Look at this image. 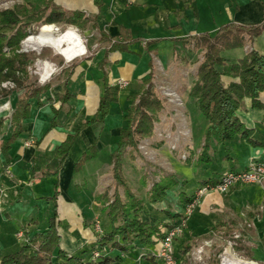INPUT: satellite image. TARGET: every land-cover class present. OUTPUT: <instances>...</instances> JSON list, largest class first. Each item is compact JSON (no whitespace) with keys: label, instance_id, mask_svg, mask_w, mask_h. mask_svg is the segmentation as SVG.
I'll return each instance as SVG.
<instances>
[{"label":"crops","instance_id":"crops-1","mask_svg":"<svg viewBox=\"0 0 264 264\" xmlns=\"http://www.w3.org/2000/svg\"><path fill=\"white\" fill-rule=\"evenodd\" d=\"M53 2L64 10L82 12L90 18L91 26L102 33L101 36L110 39V42L104 41L107 45L101 52L102 57L97 60L94 57L84 58L83 55L73 59L74 64L69 66L74 69L72 68L66 86L73 95L70 101L61 106L46 99L41 100V106H36L33 102L30 116L23 124V133L11 146L10 160L5 169L4 158L0 156V177L6 195L0 208V258L18 251L28 239L46 230L49 220L54 216L59 247L68 255L89 261L93 259L92 254L95 251H100L96 242L98 233L94 229V222L98 217L105 221L102 205L97 197L110 180L111 153L115 149L120 129L125 126L123 116L131 105V98L143 89V80L153 69L154 57L161 64L167 65L176 54L188 51V45H184L182 40L189 36L204 33L213 35L220 26L231 23L239 25L262 23L264 0H53ZM86 26L81 30H86ZM113 43L119 47L112 48ZM251 49L264 55V34L256 37L252 45L246 44L242 48L227 50L221 55L226 62L232 63ZM85 61H88L89 66L102 69L101 80L103 73H106L111 86H116L118 80L127 82V86L118 87L117 103L122 101L124 104L123 109L119 110L120 121L111 126L105 124L112 107L117 104L112 103L106 118L84 125L68 156L58 167L56 151L60 144L68 135H73L81 123L99 118L96 110L103 91V82L102 90L95 89L93 92L90 90L92 86L88 82L89 69L85 66L82 68ZM112 64L118 67L116 72L113 67L110 71ZM128 65L131 67L129 75L131 74V78L137 83L134 93L123 92V89L132 83L119 74L123 73L122 69ZM64 82L66 78L62 80V84ZM49 93L54 99L57 91L52 94L50 90ZM260 100L264 103V91L260 94ZM236 114L247 128L253 130L252 140L257 145H250L238 137L226 144L212 142V159L221 151L223 156L220 161L224 167L219 169V172L218 169L211 171L207 178L199 179V182L209 178L218 180L226 171H243L251 161L264 163V110L253 109L251 101L244 99L242 107ZM205 128L206 123L203 121L201 128L195 130V142L198 146L195 161L192 162L191 159L192 165L191 162L189 165L185 164L188 167L183 168L182 178L178 177L180 180L186 181L185 178L189 176L187 173L193 169L200 171L202 165H196V157L203 143ZM6 131L9 132V127ZM26 142H31V145L25 146ZM91 146L97 148L96 157L85 162L78 172H74L76 160ZM74 147L76 148L72 153ZM263 190L261 185L249 184L244 185L242 190L230 191L231 193L225 197L211 191L200 198L199 202L206 199L201 206V213L206 214L211 203H223V200L235 203L240 195L258 199L264 196ZM163 203L144 204V212L150 221L165 220L162 211L168 208H165ZM250 217L261 222L260 242L264 231V215L261 219L255 214H251ZM199 225L195 229H200ZM246 226L249 231L243 236L257 234V228ZM20 230L25 234L22 239L15 236ZM185 230L184 233H187ZM157 249L158 244L151 247L137 245L126 254L111 249L100 253L111 258L118 257L116 262L110 264H152L149 257L154 256ZM133 252H138L137 256H134ZM94 260L99 261V257ZM155 264L161 263L155 259Z\"/></svg>","mask_w":264,"mask_h":264},{"label":"trees","instance_id":"trees-1","mask_svg":"<svg viewBox=\"0 0 264 264\" xmlns=\"http://www.w3.org/2000/svg\"><path fill=\"white\" fill-rule=\"evenodd\" d=\"M90 21L82 12L64 10L53 0H29L0 11V84L11 82L14 86L9 90L0 88V98L23 90V93L14 100L10 116H0V134L9 127L7 136L0 140V156L4 158L3 169L9 163L11 146L23 133V124L30 116L31 104L34 102L36 106H41V100L46 99L61 106L73 97L66 88L72 66L64 69L66 82L62 84L60 92L54 95V99L49 96L50 84L30 83L28 68L33 64V59L21 51V42L38 26L63 23L84 29ZM261 34H264V21L253 25L226 24L220 26L213 35L204 33L182 40L190 50L203 52L197 67L196 80L188 92L206 123L196 165L211 163L212 142L226 144L238 137L250 145H257L252 140L253 130L240 121L236 112L242 107L244 99L251 101L253 109L264 110V103L260 100V94L264 91V55L251 49L242 58L230 63L224 60L221 53L242 48L246 44L252 45L254 39ZM100 40L110 42V39L104 36H101ZM117 47L119 46L116 43L112 44V48ZM151 76L152 71L143 80L147 87L131 98V105L123 116L125 126L120 129L115 149L111 153V176L116 189L114 195L108 198L107 193H101L97 197L105 218L96 239L100 251L111 249L126 254L137 245L144 247L159 245L166 232L183 217L185 207L194 199V193L188 195L181 191L178 194L180 212L172 214L163 210L165 220L150 221L144 212V204L165 202L168 192L181 184L182 180L173 174L164 176L153 182L146 191V199H142L132 191L123 175L125 156L128 154L132 159L130 154L137 152L140 140L153 135L156 114L162 110V101L150 83ZM102 82L103 91L96 110L99 118L81 123L75 133L68 135L60 144L56 151L58 167L68 156L84 125L102 121L108 116L110 105L118 101L119 88L108 83L106 73H103ZM96 155V146L86 149L76 160L73 171L78 172L85 162ZM190 162L191 158L186 160L187 165ZM218 180L213 178L202 180L199 182V188L204 185L215 186ZM119 189L122 193H119ZM220 226L226 225L220 223ZM233 226L235 228L234 223ZM237 229L242 234L249 231L246 225ZM260 244L264 261V231ZM191 249L192 244H183L179 251L174 253L175 264H189L188 255ZM100 251L99 261L94 259L83 261L81 257L68 255L59 247V236L53 216L46 230L28 239L18 251L1 257L0 264H110L118 260V257L111 258ZM149 259L155 264V254L150 255ZM210 264H215V261Z\"/></svg>","mask_w":264,"mask_h":264},{"label":"rangeland","instance_id":"rangeland-1","mask_svg":"<svg viewBox=\"0 0 264 264\" xmlns=\"http://www.w3.org/2000/svg\"><path fill=\"white\" fill-rule=\"evenodd\" d=\"M25 1L29 0H0V11ZM53 25L58 29V33L74 27L63 23H55ZM40 27L42 26L34 28L32 34L21 42V51L29 54L33 59V64L28 68L30 83L36 85L48 83L51 86V93L55 94L56 91L60 92L61 90L62 80L66 76L64 69L72 64L74 60L65 62L61 55L47 46L39 47L37 51L29 48L26 44L27 39L37 35ZM74 28L86 47V53L82 57H94L96 60L101 58V52L107 45L106 42H101L100 40L102 33L94 29L90 23L87 24L86 30ZM202 53L201 50L193 51L190 49L187 52H179L167 65L161 64L154 57L150 83L162 101V110L156 114L153 135L147 139L140 140L137 152L130 154L132 159L128 154L125 156L123 167V175L127 183L132 191L142 199H146V191L153 182L169 174L182 178L181 176L184 174L182 170L186 166V160L191 158L192 162L195 161L194 157L198 148L195 142V130H199L205 120L197 107L194 106V101L190 99L188 92L196 80V71L202 59ZM46 63H48L52 71L41 83V78L45 77L44 67ZM87 63L88 61H85L82 68L85 66L86 69H89L88 82L92 86L90 90L92 92L95 89L102 90V69L89 66ZM112 67L114 72L118 70V67L112 64L110 71ZM130 69L131 67L128 65L122 69L123 73L119 74L132 83V85L123 89V92L134 93L137 83L134 78H131V74L129 75L131 73ZM4 83L0 84L1 89H11L3 87ZM145 87H147V84H143V88ZM21 93H23V90L14 92L8 97L0 98V116H10L13 110V102ZM121 98L123 100V97ZM5 104H7V107H3ZM122 105H124L122 101H119L112 107L109 117L105 119L106 125L111 126L120 121L119 110L123 109ZM7 134V131L0 134V140L4 139ZM77 147L79 148V145ZM75 148L72 153H74ZM222 156L220 151L213 157L210 164H201L200 171L193 169L194 171L187 173L189 176L185 178L186 181L181 179V184H178L166 196L168 199L164 202L165 208H168L172 214L180 212L179 192L184 191L188 195L195 194L197 191L195 189L200 186L199 179L207 178L211 171L218 169L217 171L219 172L224 167L220 161ZM109 178L110 180L103 186L100 194L107 193L108 198H112L116 189L112 183L111 173ZM258 185H261L264 189V182ZM243 188L244 185H237L222 193L214 192L225 197L231 193L230 191L242 190ZM119 193H122L121 189H119ZM205 200L204 198L199 202V198V204H196L192 216L187 219L186 228L194 230L190 231L184 228L187 233L183 232L179 240L174 242L173 250L178 252L183 244H192V249L188 255L189 264H210L213 261H215V264H223L226 260H229L232 264H264L259 242L261 222L259 223L257 218L252 220L250 217L251 214H255L259 215L260 219L262 218L264 215V196L254 199L251 196L240 195L235 203H231L229 200V203L223 200V203H218L219 205L211 203L206 214H202L201 206ZM102 219L99 217L96 219L99 221L100 229L103 224ZM219 222H223L226 226H220ZM198 225L200 229H195ZM243 225L254 226V228H257V234L250 233L248 236H243L241 231L237 229ZM228 227L230 228L227 229ZM188 230L190 231V238L187 237L189 235ZM225 232L228 233L224 234ZM235 236L237 237L235 238ZM154 250L155 247L152 248V251ZM137 253L133 252L134 256H137Z\"/></svg>","mask_w":264,"mask_h":264},{"label":"built area","instance_id":"built-area-1","mask_svg":"<svg viewBox=\"0 0 264 264\" xmlns=\"http://www.w3.org/2000/svg\"><path fill=\"white\" fill-rule=\"evenodd\" d=\"M116 85L120 88L127 86V82L124 80H118ZM3 87L13 88L11 82H5ZM3 107H7L5 104ZM31 142H26L25 146H30ZM264 182V163L251 161L248 167L243 171H226L221 175L217 184L215 186L204 185L197 189L194 194V199L185 207L183 217L179 219L177 223L170 228L164 238L160 241L158 245L157 252L155 253V258L161 264H175L176 260L174 258L173 243L180 237L186 228L187 219L192 215L196 204L203 195L208 194L211 191L225 192L232 186L237 185H249V184H261ZM5 190L0 177V208L5 199ZM95 231L100 233V224L99 221H95ZM16 238L22 239L25 237V234L22 230L17 231L15 234ZM237 236H235L236 238ZM92 258L99 257V251H95L92 254Z\"/></svg>","mask_w":264,"mask_h":264},{"label":"bare ground","instance_id":"bare-ground-1","mask_svg":"<svg viewBox=\"0 0 264 264\" xmlns=\"http://www.w3.org/2000/svg\"><path fill=\"white\" fill-rule=\"evenodd\" d=\"M58 29L54 25H43L37 35L27 39L26 44L32 50H38L39 47L47 46L52 48L56 53L64 57L67 62H71L76 57H80L86 53V47L78 34L73 28H67L65 31L58 33ZM83 48V54L80 49ZM71 57V59H68ZM51 66V65H50ZM45 77H48L52 71L48 63L44 67ZM223 264H232L229 260ZM239 264V263H238Z\"/></svg>","mask_w":264,"mask_h":264},{"label":"clouds","instance_id":"clouds-1","mask_svg":"<svg viewBox=\"0 0 264 264\" xmlns=\"http://www.w3.org/2000/svg\"><path fill=\"white\" fill-rule=\"evenodd\" d=\"M83 52H84V49L81 48V49H80V54H83ZM68 59H71V57H68ZM46 78H47V77H42L40 82L43 83V81H44Z\"/></svg>","mask_w":264,"mask_h":264}]
</instances>
